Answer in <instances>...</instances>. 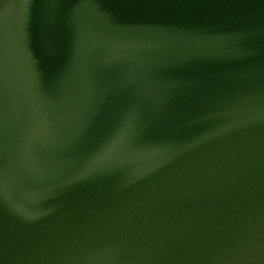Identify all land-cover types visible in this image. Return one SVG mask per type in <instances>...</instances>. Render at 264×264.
Returning <instances> with one entry per match:
<instances>
[{
    "label": "water",
    "instance_id": "water-1",
    "mask_svg": "<svg viewBox=\"0 0 264 264\" xmlns=\"http://www.w3.org/2000/svg\"><path fill=\"white\" fill-rule=\"evenodd\" d=\"M0 264H264V0H0Z\"/></svg>",
    "mask_w": 264,
    "mask_h": 264
}]
</instances>
